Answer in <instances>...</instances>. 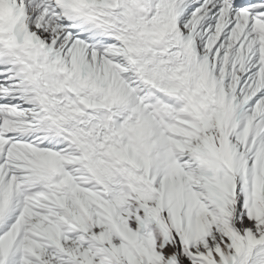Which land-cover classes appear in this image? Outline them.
Segmentation results:
<instances>
[{"label":"snow or ice","instance_id":"6c2138e0","mask_svg":"<svg viewBox=\"0 0 264 264\" xmlns=\"http://www.w3.org/2000/svg\"><path fill=\"white\" fill-rule=\"evenodd\" d=\"M0 264H264V0H0Z\"/></svg>","mask_w":264,"mask_h":264}]
</instances>
